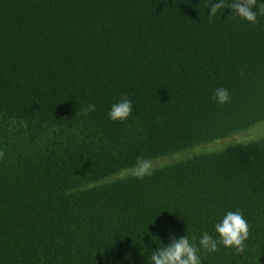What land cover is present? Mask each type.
<instances>
[{
  "label": "trees",
  "instance_id": "1",
  "mask_svg": "<svg viewBox=\"0 0 264 264\" xmlns=\"http://www.w3.org/2000/svg\"><path fill=\"white\" fill-rule=\"evenodd\" d=\"M230 15L210 21L208 0H0V264H151L172 237L218 239L237 210L245 252L219 245L201 264H264V134L205 149L264 123V17ZM124 94L132 114L113 122ZM173 155L131 175L137 157Z\"/></svg>",
  "mask_w": 264,
  "mask_h": 264
},
{
  "label": "clouds",
  "instance_id": "2",
  "mask_svg": "<svg viewBox=\"0 0 264 264\" xmlns=\"http://www.w3.org/2000/svg\"><path fill=\"white\" fill-rule=\"evenodd\" d=\"M224 9H231L230 16L238 17L251 24L258 23V16L264 17V3H258V0H208L209 20H213L218 13L221 15ZM213 98L218 104L224 105L230 101V94L227 89L218 88L215 90ZM95 111L96 106L93 103L80 109V112L85 116ZM132 111V102L124 94L119 102L111 106L108 117L113 122H123L129 119ZM53 131H58V129H53ZM4 155L5 153L0 151V159H3ZM153 171V161L141 156L137 157L136 164L131 169V175L137 179H143L151 176ZM215 231L219 238L214 239L205 232L199 240V248L195 243V237L192 238V241L188 239L187 235L180 239L172 237L169 245L152 252L151 264H201L198 253L201 250L205 254L215 253L218 251L219 245L234 250L237 255L245 252V242L249 239L250 228L239 210L227 212L222 222L215 225Z\"/></svg>",
  "mask_w": 264,
  "mask_h": 264
},
{
  "label": "rangeland",
  "instance_id": "3",
  "mask_svg": "<svg viewBox=\"0 0 264 264\" xmlns=\"http://www.w3.org/2000/svg\"><path fill=\"white\" fill-rule=\"evenodd\" d=\"M260 134H264V123H262L261 125L257 126L256 128H254L253 130H251L248 133L244 132L243 134H239V135H236V136H234L232 138L219 141V142H217V143H215L213 145H207V147L205 149H207V150H217V149L223 148L224 146H226V145H228L230 143L237 142V141H243L245 139L254 138V137H256L257 135H260ZM177 156L178 155H173V156L169 157L168 159H164V160L153 162V164H154V166L163 165L164 163L170 162L173 159L177 158Z\"/></svg>",
  "mask_w": 264,
  "mask_h": 264
}]
</instances>
